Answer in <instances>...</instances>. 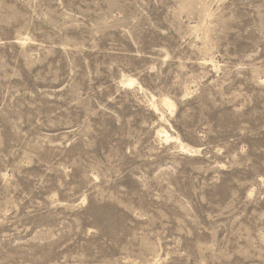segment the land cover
<instances>
[{"label":"rangeland","instance_id":"1","mask_svg":"<svg viewBox=\"0 0 264 264\" xmlns=\"http://www.w3.org/2000/svg\"><path fill=\"white\" fill-rule=\"evenodd\" d=\"M0 264H264V0H0Z\"/></svg>","mask_w":264,"mask_h":264},{"label":"bare ground","instance_id":"2","mask_svg":"<svg viewBox=\"0 0 264 264\" xmlns=\"http://www.w3.org/2000/svg\"><path fill=\"white\" fill-rule=\"evenodd\" d=\"M133 83H134V80H129V84H133ZM163 104H164V105H167L171 111H173V110H175V109L177 108V104H175L173 101H171V100L168 99V98H164V100H163ZM155 109L158 110V106H157V105H155ZM158 132H159V133H166V131L163 130V129H160ZM166 139H169V136L167 135V133H166ZM181 147H182L185 151H187V152H189V153H192V152H194V151L197 150V149H195V148L193 149L192 147L186 145V144L183 143V142H181ZM199 149H200V148H199Z\"/></svg>","mask_w":264,"mask_h":264}]
</instances>
